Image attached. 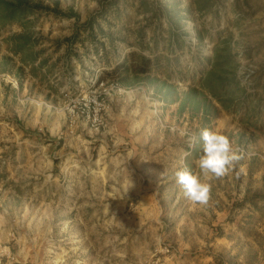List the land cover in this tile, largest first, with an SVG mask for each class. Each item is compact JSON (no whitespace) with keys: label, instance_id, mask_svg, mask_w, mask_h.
<instances>
[{"label":"rangeland","instance_id":"obj_1","mask_svg":"<svg viewBox=\"0 0 264 264\" xmlns=\"http://www.w3.org/2000/svg\"><path fill=\"white\" fill-rule=\"evenodd\" d=\"M0 264H264V0H0Z\"/></svg>","mask_w":264,"mask_h":264},{"label":"clouds","instance_id":"obj_2","mask_svg":"<svg viewBox=\"0 0 264 264\" xmlns=\"http://www.w3.org/2000/svg\"><path fill=\"white\" fill-rule=\"evenodd\" d=\"M200 139L202 150L194 161L195 171L185 167L175 173L183 197L192 205H207L212 195L210 179L229 175L244 158L242 152L233 150L229 137L217 130L202 129Z\"/></svg>","mask_w":264,"mask_h":264},{"label":"trees","instance_id":"obj_3","mask_svg":"<svg viewBox=\"0 0 264 264\" xmlns=\"http://www.w3.org/2000/svg\"><path fill=\"white\" fill-rule=\"evenodd\" d=\"M13 1H14V2H18V0H13ZM21 4H22V2H20V5H21ZM146 63H147V62H146ZM116 69H117V68L114 69V72L116 71ZM146 70H147V68L144 67V68H143L142 70H140V71H143V72H144V71H146Z\"/></svg>","mask_w":264,"mask_h":264}]
</instances>
